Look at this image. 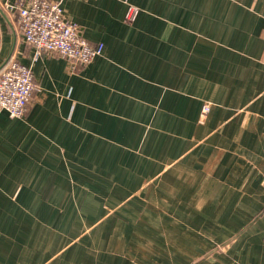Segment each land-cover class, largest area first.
<instances>
[{
    "label": "crops",
    "instance_id": "obj_1",
    "mask_svg": "<svg viewBox=\"0 0 264 264\" xmlns=\"http://www.w3.org/2000/svg\"><path fill=\"white\" fill-rule=\"evenodd\" d=\"M26 1L0 0L36 86L0 111V264H264V0H62L103 43L80 68L35 57Z\"/></svg>",
    "mask_w": 264,
    "mask_h": 264
},
{
    "label": "built area",
    "instance_id": "obj_2",
    "mask_svg": "<svg viewBox=\"0 0 264 264\" xmlns=\"http://www.w3.org/2000/svg\"><path fill=\"white\" fill-rule=\"evenodd\" d=\"M17 8V29L35 49V57L46 51L80 68L102 54L103 43L88 41L78 26L65 17L62 0H27ZM137 14L138 9L129 5L124 20L132 22ZM35 89L29 66L12 55L0 65V111H6L11 118L24 116ZM208 109L209 105L204 104L201 118Z\"/></svg>",
    "mask_w": 264,
    "mask_h": 264
}]
</instances>
